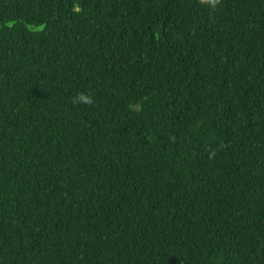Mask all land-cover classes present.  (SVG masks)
<instances>
[{
    "label": "trees",
    "instance_id": "trees-1",
    "mask_svg": "<svg viewBox=\"0 0 264 264\" xmlns=\"http://www.w3.org/2000/svg\"><path fill=\"white\" fill-rule=\"evenodd\" d=\"M0 264H264V0H0Z\"/></svg>",
    "mask_w": 264,
    "mask_h": 264
},
{
    "label": "clouds",
    "instance_id": "clouds-1",
    "mask_svg": "<svg viewBox=\"0 0 264 264\" xmlns=\"http://www.w3.org/2000/svg\"><path fill=\"white\" fill-rule=\"evenodd\" d=\"M199 2L203 4H208L211 6V8H215L217 4L220 3V0H199ZM80 101H83L84 103L91 104L93 103V99L90 96L85 95L84 93L80 92L77 93L76 97H73V103H78Z\"/></svg>",
    "mask_w": 264,
    "mask_h": 264
}]
</instances>
